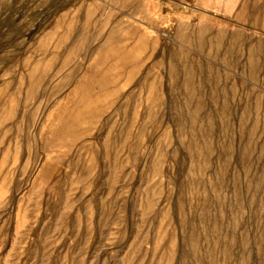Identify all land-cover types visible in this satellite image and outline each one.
<instances>
[{
	"label": "rangeland",
	"instance_id": "obj_1",
	"mask_svg": "<svg viewBox=\"0 0 264 264\" xmlns=\"http://www.w3.org/2000/svg\"><path fill=\"white\" fill-rule=\"evenodd\" d=\"M0 264H264V0H0Z\"/></svg>",
	"mask_w": 264,
	"mask_h": 264
}]
</instances>
